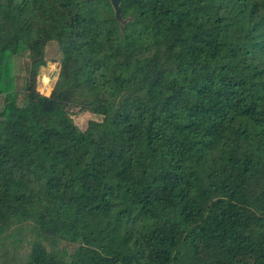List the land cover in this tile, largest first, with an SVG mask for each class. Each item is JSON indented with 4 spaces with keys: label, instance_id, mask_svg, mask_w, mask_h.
<instances>
[{
    "label": "trees",
    "instance_id": "obj_1",
    "mask_svg": "<svg viewBox=\"0 0 264 264\" xmlns=\"http://www.w3.org/2000/svg\"><path fill=\"white\" fill-rule=\"evenodd\" d=\"M119 16L0 0V264H264V0ZM49 41V94L36 58L17 103L13 56ZM71 106L101 118L81 130Z\"/></svg>",
    "mask_w": 264,
    "mask_h": 264
},
{
    "label": "rangeland",
    "instance_id": "obj_2",
    "mask_svg": "<svg viewBox=\"0 0 264 264\" xmlns=\"http://www.w3.org/2000/svg\"><path fill=\"white\" fill-rule=\"evenodd\" d=\"M20 48L21 47L19 46V49ZM36 58H39L38 60L40 64L36 68L35 74L31 77L34 81L35 89L43 95H48L55 81L60 58V53L56 42H47L43 56L30 57L28 56V53L24 51L22 52V50L20 49L17 54L13 56L11 62L14 88L18 93L17 103H21L23 98V84L25 78L28 75L30 62ZM52 72L54 73L51 76ZM2 108L3 94H0V112ZM65 109L66 116L68 117L70 122L81 130L85 128L86 122L88 120H100L101 118L99 115L92 114L86 110H79L74 106Z\"/></svg>",
    "mask_w": 264,
    "mask_h": 264
},
{
    "label": "water",
    "instance_id": "obj_3",
    "mask_svg": "<svg viewBox=\"0 0 264 264\" xmlns=\"http://www.w3.org/2000/svg\"><path fill=\"white\" fill-rule=\"evenodd\" d=\"M121 2V0H109V4L112 8L113 11V16L114 18H116V20H118L120 18L119 16V3ZM54 72H52L51 76L53 75Z\"/></svg>",
    "mask_w": 264,
    "mask_h": 264
}]
</instances>
